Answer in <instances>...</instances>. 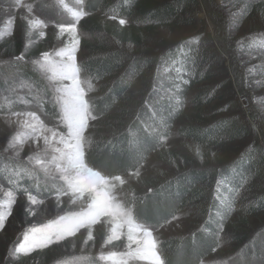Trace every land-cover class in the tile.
Returning a JSON list of instances; mask_svg holds the SVG:
<instances>
[{"label": "trees", "instance_id": "1", "mask_svg": "<svg viewBox=\"0 0 264 264\" xmlns=\"http://www.w3.org/2000/svg\"><path fill=\"white\" fill-rule=\"evenodd\" d=\"M84 1L86 16L79 27L91 41L78 68L92 83H101L97 88L99 96L91 102L94 115H109L135 89L139 96L135 106L116 120L110 136L90 144L83 156L84 164L105 178L135 171L163 147L190 97L195 118L180 126L178 135L197 151L217 155L220 167L184 169L122 206L130 209L132 219L141 226L159 228L188 204L198 205L202 216L199 229L184 238L162 241L157 252L162 264H200L218 250L222 231L228 229L237 214H242L248 224L249 219L264 215V149L253 144L247 150L233 151V145L248 140L250 134L232 116L231 94L221 93L227 84L224 81L221 85L214 71L221 66L222 58L209 42L167 46L150 56L148 47L155 31L193 26L196 0ZM231 1L235 20L231 24L236 31L244 30V23H257L252 33L236 37V46L257 54L255 59L259 62L244 68V79L250 81V90L263 91L264 0ZM49 47L48 40L24 26L16 35L0 42V114L24 109L16 96L23 94L18 92L22 85H28L41 96L44 116L58 117L57 107L49 100L47 84L34 65ZM254 78L260 80L251 83ZM257 102L264 105V96L257 97ZM0 188L42 200L60 193L56 182L45 180L25 164L3 158ZM238 203L241 208H237ZM244 221L236 222L232 229L233 242L242 246L238 256L264 264V220L249 232L243 229L247 226ZM46 250L36 252L40 258L34 262H28V257L20 258L21 264H53L75 254L71 250L46 256ZM76 264L100 262L91 255Z\"/></svg>", "mask_w": 264, "mask_h": 264}, {"label": "rangeland", "instance_id": "2", "mask_svg": "<svg viewBox=\"0 0 264 264\" xmlns=\"http://www.w3.org/2000/svg\"><path fill=\"white\" fill-rule=\"evenodd\" d=\"M84 4V0H0V42L16 35L21 26L48 40V51L34 65L59 113L56 119L45 117L41 96L22 85L18 92L23 94L16 99L24 109L0 114V159L25 164L45 180L56 182L60 189V193L42 200L0 188V264H21L22 257L34 262L40 258L35 253L46 249V256L75 252L53 264H76L91 255L100 264H162L157 245L198 230L200 207L188 204L169 222L153 228L136 223L130 209L122 204L184 169L220 167L217 155L197 151L178 135L177 129L195 118L190 97L163 147L135 171L105 178L84 164L83 156L90 144L110 136L116 120L139 99L135 89L109 115H94L91 102L99 96L101 83H92L78 68L91 41L79 27L86 16ZM196 4L191 28L159 29L151 35L150 56L167 46L209 42L222 58L221 66L214 71L216 80L227 84L220 92L231 94L232 116L250 134L248 140L235 143L233 151L247 150L253 144L264 149V105L257 102L264 90H250V81L244 79V68H252L259 61L255 59L257 54L236 46V37L252 33L257 23H244V30L238 32L231 24L235 21L231 0H196ZM258 80L251 79V83ZM241 207L238 203L237 208ZM263 220L264 215L249 219L248 224L242 214H237L222 231L218 250L200 264H263L239 257L242 246H236L232 234L236 222L244 221L247 226L243 229L249 232ZM51 248L56 251L49 252Z\"/></svg>", "mask_w": 264, "mask_h": 264}, {"label": "clouds", "instance_id": "3", "mask_svg": "<svg viewBox=\"0 0 264 264\" xmlns=\"http://www.w3.org/2000/svg\"><path fill=\"white\" fill-rule=\"evenodd\" d=\"M37 247H39L40 245H36Z\"/></svg>", "mask_w": 264, "mask_h": 264}]
</instances>
